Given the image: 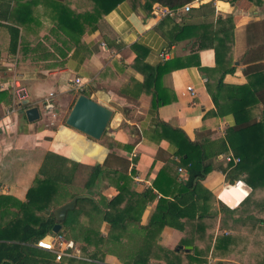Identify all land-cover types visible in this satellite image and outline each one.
Listing matches in <instances>:
<instances>
[{
    "label": "crops",
    "instance_id": "obj_1",
    "mask_svg": "<svg viewBox=\"0 0 264 264\" xmlns=\"http://www.w3.org/2000/svg\"><path fill=\"white\" fill-rule=\"evenodd\" d=\"M143 2L123 0L103 14L94 28L66 38L52 24L46 1L37 0L26 16L37 22L29 18L25 30L18 26L14 53L9 49L6 27L11 22L0 18V91L7 93L0 100V212L4 214L0 215V228L18 212L14 201L27 199L41 167L49 173L77 163L69 191L76 202L79 198L90 201L80 202L76 216L68 221L80 230L78 247L87 227L98 228L104 240L92 244L89 251L103 253L105 264H122L121 256L127 259L133 253L147 257V264H264L262 223L254 218L242 220L239 211H234L251 187L241 180L242 185L223 188L226 182L238 179L227 178L216 167L200 180L189 200L188 205H195L181 216L182 229L164 225L158 230L157 223L148 224L163 195L152 187L153 182L172 195L178 190L176 180L186 176L169 162L178 161L176 145L185 142L164 124L180 128L190 140L211 151L234 125L240 103L247 118L264 121V0H205L174 18L175 22L183 18L184 24L197 28L171 45H167V36L172 33V22L162 20L165 15L160 12L165 7L154 4L147 10ZM68 3L78 10L76 0ZM14 6L12 2V18ZM164 61H172V65L162 69L156 79L148 75L149 69ZM76 76L81 77L88 97L112 111L99 139L65 124L79 95L73 88ZM134 83L144 85L139 94ZM17 85L25 89L24 100L18 101L12 94ZM187 86L195 93L187 92ZM132 88L133 96L129 94ZM217 90L215 105L210 93ZM46 98L53 101V110L45 109ZM159 98L164 102L155 106ZM12 101L16 110L4 116ZM21 101H27V106L19 107ZM32 106L37 107L39 117L29 121L25 109ZM229 152L219 156L222 165ZM96 163L127 174L132 191L152 190L155 197L146 202L137 220L149 227L148 237L141 233L131 240L118 234L115 241L105 239L110 224L100 220L95 203L118 193V174L111 178L108 171L103 172L86 188L90 166ZM233 192L237 201L231 205L225 197ZM252 208L247 204L240 210L248 214ZM130 210L134 212L135 207ZM68 216L66 212L65 218ZM30 245L41 249L35 243Z\"/></svg>",
    "mask_w": 264,
    "mask_h": 264
},
{
    "label": "trees",
    "instance_id": "obj_2",
    "mask_svg": "<svg viewBox=\"0 0 264 264\" xmlns=\"http://www.w3.org/2000/svg\"><path fill=\"white\" fill-rule=\"evenodd\" d=\"M36 1L0 0V18L11 22L6 27L10 32L9 49L13 53L16 51L18 45L20 31L18 26L21 25L23 30H25L28 24L26 19L29 18L30 22H37L30 15L28 18L26 17L32 6L36 4ZM45 1L47 6H49L52 24H55L56 29L61 31L62 34L64 33L63 35L66 38H75L74 35L70 36V34L75 33L79 36L87 28H94L98 19L103 14L109 12L117 3L123 0H76L79 3L77 11L69 6L68 0ZM190 1L192 0H144L143 7L151 10L155 4L174 11ZM12 2L15 5L13 18L10 15ZM18 16H22L24 19L18 20ZM163 18L162 20H165L167 23L169 21L170 23L172 22L169 28V31L172 33H169L167 36V45L180 40L188 30L197 28L196 25L184 24L182 22L183 18L176 22L174 16L165 15ZM169 65H172V61H164V63L155 66L153 69H149L148 75L156 79L162 69H168ZM222 76L219 81H221ZM133 86H139V90L136 92L139 94L144 85L142 83H134ZM131 91H133V88L130 89V95ZM77 93L89 95L85 86ZM210 94L214 104L218 105V90ZM6 97L7 93L0 91V100ZM238 101L242 100L238 99ZM155 102L154 105L156 106V104L163 103L164 100L159 98ZM240 105L241 107L234 114V125L228 128L225 139L217 143L218 145L215 150L211 151L204 144L190 140L180 128L163 123L173 133H177L181 140L185 142L184 145H176L174 153L178 156V161L170 160L169 162L174 168L177 167L176 169L183 166L186 176L184 179H178V181L175 179L178 184V190L172 195H166L165 191L160 190V187L156 186L155 182H153L152 187L162 192L163 195L158 197L156 202L157 213L155 210L151 213L148 224L157 223L158 230L164 225L182 229L183 226L180 218L185 213L184 211H188V207L195 205L194 202L190 205L188 204L195 196L200 180L216 167L224 172L227 178L240 179L251 187L249 194L239 203L237 210L234 211H239L242 220L254 218V220L256 219L261 222L264 227V121H251L245 115L246 111L243 104L240 103ZM18 106L26 107L27 101H21ZM229 149L233 156L238 157V161L235 163L227 161L222 165L219 156ZM194 150L196 151L195 155H191L189 152ZM77 166L79 164L74 163L70 167H60V171L58 172L49 173L44 166L41 167L39 175L35 177L32 186L27 191V199L24 202L14 201L15 203L13 204L17 207L18 212L9 218L6 227L0 228V264H105L103 262V253L89 251L92 244H98L104 240L98 228L87 227L86 231L81 233L82 242L79 244L80 257L64 255L59 260H56L55 253L30 245L47 234H60L65 239L72 240L74 243L77 242V235L80 230L74 222L70 223L68 219L76 216V212L80 208V202L90 201L88 198L77 199L74 207L67 210V215L69 216L61 221L64 229H59L57 233L52 232V226L57 222L54 214L55 208L74 196L69 191V186ZM107 171L110 173L108 176L111 178H113V175L118 174L116 177L118 180L116 183L118 193L109 200L101 197L95 203L98 207L94 209L99 213L100 220H104L110 224L109 235L105 239L109 238L115 241L119 236L118 234L120 236L126 234L131 240H134L141 233L143 237H148L150 232L149 227L147 225H140L137 220H139V215L146 202L150 198L155 197L152 190L149 189L139 193L132 191V180L127 174L117 173V170L114 169L103 168L97 163L90 166L84 187H91L103 172ZM122 203L125 204L120 206ZM185 204L186 206H184ZM221 204L229 210L226 205ZM247 204L253 207V211L248 212V214H246L245 210H240ZM133 206L135 207L134 212L130 210ZM84 212L82 211V214ZM0 215L4 214L0 212ZM121 259L122 264H147V257L144 259L141 257V254L133 253L131 257L126 259L121 256ZM165 264L171 263L169 261Z\"/></svg>",
    "mask_w": 264,
    "mask_h": 264
},
{
    "label": "water",
    "instance_id": "obj_3",
    "mask_svg": "<svg viewBox=\"0 0 264 264\" xmlns=\"http://www.w3.org/2000/svg\"><path fill=\"white\" fill-rule=\"evenodd\" d=\"M111 114L112 111L108 107L85 94H79L65 119V124L94 139H99L105 131ZM25 115L29 121L37 119L39 117L37 107H28L25 109ZM75 199L76 197H73L70 201L55 208L54 214L57 222L52 226V232L59 231L60 222L64 220L67 210L74 207Z\"/></svg>",
    "mask_w": 264,
    "mask_h": 264
},
{
    "label": "built area",
    "instance_id": "obj_4",
    "mask_svg": "<svg viewBox=\"0 0 264 264\" xmlns=\"http://www.w3.org/2000/svg\"><path fill=\"white\" fill-rule=\"evenodd\" d=\"M205 0H192L188 3H186L183 7L176 9L174 11L168 9V8H163L160 10L162 15H170L174 17H180V15L188 12L193 6L201 4ZM209 1H216V0H209ZM7 86V84H6ZM73 88L75 89L76 92L81 91L84 88V83L81 79V77L76 76L73 79ZM186 91L194 94L195 90L192 86H187ZM12 94L15 98H17L18 101L24 100L26 97V92L24 87L17 85L15 89L12 91ZM52 94H49V98ZM49 98L45 99L44 102V107L46 110H53L55 105L53 101ZM15 102L12 101L11 106L6 110L5 115H9V113L14 112L16 110ZM8 123V121H6ZM4 123V124H6ZM226 161H233L234 163L238 161V157L233 156L231 152L226 153L224 155ZM179 172H183V169L181 167H178L177 169ZM241 182V180H233L232 182H226L223 186L229 187V186H234ZM35 244L47 251H51L55 253V259L59 260L62 256L64 255H69V256H79L81 251L79 247L72 241L65 239L62 235L56 234V235H50V236H44L43 238L38 239Z\"/></svg>",
    "mask_w": 264,
    "mask_h": 264
},
{
    "label": "bare ground",
    "instance_id": "obj_5",
    "mask_svg": "<svg viewBox=\"0 0 264 264\" xmlns=\"http://www.w3.org/2000/svg\"><path fill=\"white\" fill-rule=\"evenodd\" d=\"M239 185H242L241 183H239ZM232 188V187H231ZM234 193V194H233ZM232 194H229L225 197L226 201L229 203V204H234L236 201H237V196L235 194V192H233ZM238 197H240V194L238 195Z\"/></svg>",
    "mask_w": 264,
    "mask_h": 264
}]
</instances>
